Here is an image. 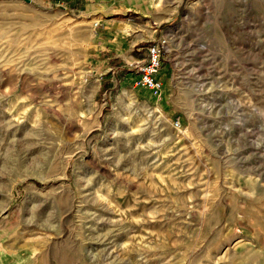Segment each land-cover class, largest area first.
<instances>
[{"label": "rangeland", "instance_id": "1", "mask_svg": "<svg viewBox=\"0 0 264 264\" xmlns=\"http://www.w3.org/2000/svg\"><path fill=\"white\" fill-rule=\"evenodd\" d=\"M137 1L156 94L79 0H0V264H264V0Z\"/></svg>", "mask_w": 264, "mask_h": 264}, {"label": "crops", "instance_id": "2", "mask_svg": "<svg viewBox=\"0 0 264 264\" xmlns=\"http://www.w3.org/2000/svg\"><path fill=\"white\" fill-rule=\"evenodd\" d=\"M153 5L143 6L137 0H79L87 17L99 22L91 46L94 70L134 67L145 57L147 45L161 32L160 23L145 18Z\"/></svg>", "mask_w": 264, "mask_h": 264}, {"label": "built area", "instance_id": "3", "mask_svg": "<svg viewBox=\"0 0 264 264\" xmlns=\"http://www.w3.org/2000/svg\"><path fill=\"white\" fill-rule=\"evenodd\" d=\"M98 25L99 22H96L95 27ZM166 47L167 38L162 33L147 45L145 57L133 67L137 75L135 87L155 94L163 88L159 72L163 65ZM175 125L181 126L179 120L175 121Z\"/></svg>", "mask_w": 264, "mask_h": 264}, {"label": "bare ground", "instance_id": "4", "mask_svg": "<svg viewBox=\"0 0 264 264\" xmlns=\"http://www.w3.org/2000/svg\"><path fill=\"white\" fill-rule=\"evenodd\" d=\"M162 90V89H161Z\"/></svg>", "mask_w": 264, "mask_h": 264}]
</instances>
